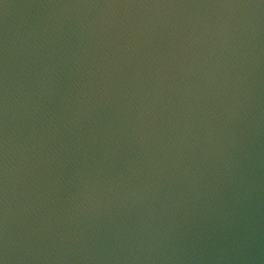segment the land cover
I'll list each match as a JSON object with an SVG mask.
<instances>
[{"label": "water", "instance_id": "obj_1", "mask_svg": "<svg viewBox=\"0 0 264 264\" xmlns=\"http://www.w3.org/2000/svg\"><path fill=\"white\" fill-rule=\"evenodd\" d=\"M0 264H264V0H0Z\"/></svg>", "mask_w": 264, "mask_h": 264}]
</instances>
